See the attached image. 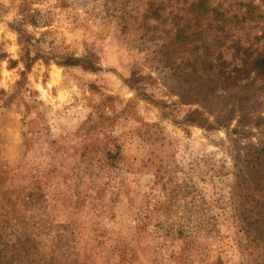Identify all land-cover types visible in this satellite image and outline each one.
<instances>
[{
	"label": "rangeland",
	"instance_id": "rangeland-1",
	"mask_svg": "<svg viewBox=\"0 0 264 264\" xmlns=\"http://www.w3.org/2000/svg\"><path fill=\"white\" fill-rule=\"evenodd\" d=\"M23 1L0 0V264H264V0H210L172 62L192 0Z\"/></svg>",
	"mask_w": 264,
	"mask_h": 264
},
{
	"label": "trees",
	"instance_id": "trees-1",
	"mask_svg": "<svg viewBox=\"0 0 264 264\" xmlns=\"http://www.w3.org/2000/svg\"><path fill=\"white\" fill-rule=\"evenodd\" d=\"M210 0H192L191 3L188 5V14L186 21L182 23H178L174 29V33L170 34L168 37V40L163 44V56L168 62H172L174 59V56H179L180 53L186 50L188 45L193 42L194 38H200L205 33V26H206V20L209 16L210 6H209ZM27 0L23 1V4H26ZM25 18L28 16V12H25ZM25 20L24 16L21 19V21ZM19 32V41L21 42L23 49H26L25 52V58L29 59L26 63V69L31 67V57L28 50V44H29V38L24 37V34H26L25 30L21 27L17 29ZM219 58H222L219 56ZM26 61V60H25ZM204 67L201 69H198V71H208L213 69L214 63L212 61H209V59H202ZM82 60L69 57L67 58L64 63L65 64H77L81 63ZM253 65V71L255 72L256 78H263L264 77V51H261L258 55L252 58L251 61ZM86 68H96L93 63L85 64L83 65ZM241 71L240 68H235L233 72L227 73V78H239L238 72ZM24 72H22L23 74ZM144 76L143 75H137L136 73H133L127 80L128 83L137 89V91L141 95L150 96L149 92L146 87V82L144 83ZM197 113L200 115L199 111H193L188 114V117L186 120H191V122H196L198 124H204V121L197 116ZM201 116V115H200ZM1 256V255H0ZM1 260L2 256L0 257Z\"/></svg>",
	"mask_w": 264,
	"mask_h": 264
}]
</instances>
